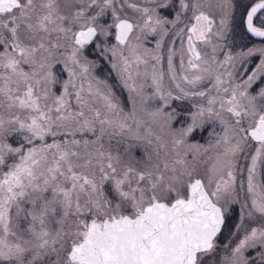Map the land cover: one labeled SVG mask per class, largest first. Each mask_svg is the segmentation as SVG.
Wrapping results in <instances>:
<instances>
[{
	"label": "snow or ice",
	"instance_id": "snow-or-ice-1",
	"mask_svg": "<svg viewBox=\"0 0 264 264\" xmlns=\"http://www.w3.org/2000/svg\"><path fill=\"white\" fill-rule=\"evenodd\" d=\"M0 264H264V0H0Z\"/></svg>",
	"mask_w": 264,
	"mask_h": 264
},
{
	"label": "rangeland",
	"instance_id": "rangeland-1",
	"mask_svg": "<svg viewBox=\"0 0 264 264\" xmlns=\"http://www.w3.org/2000/svg\"><path fill=\"white\" fill-rule=\"evenodd\" d=\"M241 31H238V33H237V39H236V43H237V45H248V46H251V44H258V43H260V41L258 40V39H255V40H253V41H248V42H246L245 40H244V38L242 37V35H241ZM164 52H165V57H166V53H167V42H166V44H165V49H164ZM164 68H165V71H166V69H167V63H166V59H165V62H164ZM105 74V71H101V73H100V75L101 76H103ZM166 83H167V81H166ZM119 91V90H118ZM122 95H124L125 97L127 96V93L126 92H123V93H121ZM139 152H142L143 151V149H140V150H138ZM138 154V153H137Z\"/></svg>",
	"mask_w": 264,
	"mask_h": 264
},
{
	"label": "trees",
	"instance_id": "trees-1",
	"mask_svg": "<svg viewBox=\"0 0 264 264\" xmlns=\"http://www.w3.org/2000/svg\"><path fill=\"white\" fill-rule=\"evenodd\" d=\"M242 32V31H241ZM241 35H242V37L244 38V40L246 41V42H248V41H253V40H255L256 38H252V37H248V36H244L242 33H241ZM103 71H105V70H102V72Z\"/></svg>",
	"mask_w": 264,
	"mask_h": 264
}]
</instances>
